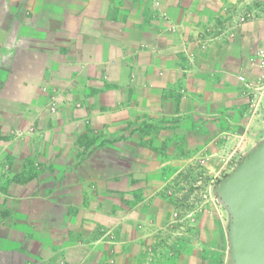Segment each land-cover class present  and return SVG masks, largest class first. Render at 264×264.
Wrapping results in <instances>:
<instances>
[{"label": "crops", "instance_id": "0c3cea01", "mask_svg": "<svg viewBox=\"0 0 264 264\" xmlns=\"http://www.w3.org/2000/svg\"><path fill=\"white\" fill-rule=\"evenodd\" d=\"M251 4L0 0V264H228L217 207L173 256L150 250L164 165L206 146L212 176L263 134L238 80L264 45V10L236 24Z\"/></svg>", "mask_w": 264, "mask_h": 264}, {"label": "rangeland", "instance_id": "374dc122", "mask_svg": "<svg viewBox=\"0 0 264 264\" xmlns=\"http://www.w3.org/2000/svg\"><path fill=\"white\" fill-rule=\"evenodd\" d=\"M262 136L263 134L259 140ZM219 146L224 149L225 143H219ZM162 148L163 146L160 150ZM153 150L158 152L156 147H153ZM205 151H207L206 146L193 150L181 148L178 156L190 161L184 165L179 164V167L165 164L161 170L162 177L168 182L164 186L165 192L159 203L169 205L170 211L168 212L167 208L163 209L166 220L165 227L156 230L157 239L155 244L151 245V254L162 257L173 256L184 238L190 234L192 225L202 219L204 214L213 215L215 207L225 217L224 209L212 195V188L234 167L242 155L237 152L230 159L226 156L218 157L216 173L209 176L205 170V163L208 159L205 156ZM193 152L194 155H192Z\"/></svg>", "mask_w": 264, "mask_h": 264}, {"label": "water", "instance_id": "95a60500", "mask_svg": "<svg viewBox=\"0 0 264 264\" xmlns=\"http://www.w3.org/2000/svg\"><path fill=\"white\" fill-rule=\"evenodd\" d=\"M227 215L228 264H264L263 136L212 188Z\"/></svg>", "mask_w": 264, "mask_h": 264}, {"label": "built area", "instance_id": "2783aa9c", "mask_svg": "<svg viewBox=\"0 0 264 264\" xmlns=\"http://www.w3.org/2000/svg\"><path fill=\"white\" fill-rule=\"evenodd\" d=\"M249 1L253 4V7L252 9L246 10L240 14V16L237 19V23H236L237 25H241L249 21H252L255 18V15L258 14V11L259 13L263 12L264 0H249ZM157 16L161 20H165L164 14H157ZM254 60L259 69V74L255 84L247 83L243 77H238V80L245 86L246 90H248L252 95H255L256 99L254 101V108L256 111H259L260 109H263L264 106V45L255 51ZM58 105L59 103L56 97L52 96L49 101V109L51 113L56 112V110L58 109Z\"/></svg>", "mask_w": 264, "mask_h": 264}]
</instances>
